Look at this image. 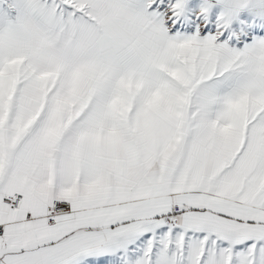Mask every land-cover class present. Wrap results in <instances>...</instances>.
Returning a JSON list of instances; mask_svg holds the SVG:
<instances>
[{"label":"snow or ice","instance_id":"6c2138e0","mask_svg":"<svg viewBox=\"0 0 264 264\" xmlns=\"http://www.w3.org/2000/svg\"><path fill=\"white\" fill-rule=\"evenodd\" d=\"M0 264H264V0H0Z\"/></svg>","mask_w":264,"mask_h":264}]
</instances>
